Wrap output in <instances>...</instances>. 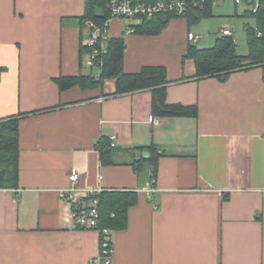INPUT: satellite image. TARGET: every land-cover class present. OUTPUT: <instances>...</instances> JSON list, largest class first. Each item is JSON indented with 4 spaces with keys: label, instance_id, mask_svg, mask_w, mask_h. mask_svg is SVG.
I'll use <instances>...</instances> for the list:
<instances>
[{
    "label": "crops",
    "instance_id": "obj_1",
    "mask_svg": "<svg viewBox=\"0 0 264 264\" xmlns=\"http://www.w3.org/2000/svg\"><path fill=\"white\" fill-rule=\"evenodd\" d=\"M243 4L245 34L264 41ZM84 12L85 0H0V119L18 116L17 186L0 188V264H91L99 254V233L76 227L58 194L71 172L81 189L137 192L126 226L111 230L109 264H264V63L198 78L183 59L200 39L186 17L156 35L127 33L114 18L124 71L165 67L166 101L195 105L196 116L153 115L150 88L114 94V78L60 91L55 78L100 70L81 49ZM245 44L241 55L246 35ZM149 144L159 155L153 191L151 168H133Z\"/></svg>",
    "mask_w": 264,
    "mask_h": 264
},
{
    "label": "trees",
    "instance_id": "obj_2",
    "mask_svg": "<svg viewBox=\"0 0 264 264\" xmlns=\"http://www.w3.org/2000/svg\"><path fill=\"white\" fill-rule=\"evenodd\" d=\"M251 13L256 17L258 29L264 28V9ZM211 16L210 6L199 9L193 7L186 15L187 21L195 22L203 17ZM108 17L105 0H85V12L80 17L81 27H87L88 21L101 25ZM171 15L160 14L149 19H143L135 24L134 34L156 35L166 26ZM248 51L241 55L236 50L233 36H217L210 47L187 46L183 59H192L195 65V76L198 78L216 76L224 80L234 70L247 68L264 63L263 36H258L254 28L246 30ZM125 43L122 36L109 37L107 51L98 56L96 63L99 67L98 75L93 73L74 76H60L54 79L60 91L73 86L81 89L100 88L106 78L115 79L114 94L125 93L138 89L152 90L151 109L157 116H196L195 105L168 103L166 101V69L163 66H142L137 72L127 73L123 69V54ZM81 49L90 52L91 49L81 46ZM101 62V65H100ZM100 141V140H99ZM98 148L102 157L108 152L109 142L101 141ZM140 158L133 162L137 173L144 167L151 168L150 180H154L156 162L158 159L157 147L153 144L138 147ZM146 153V154H145ZM18 179V116L12 115L0 119V188H14ZM154 183V181H153ZM152 183V184H153ZM99 198L100 230H118L126 226L128 209L137 202V192L125 189H104ZM102 234L99 233V250L101 251ZM112 248V245H111ZM103 255V253H102ZM111 256V254H110Z\"/></svg>",
    "mask_w": 264,
    "mask_h": 264
},
{
    "label": "built area",
    "instance_id": "obj_3",
    "mask_svg": "<svg viewBox=\"0 0 264 264\" xmlns=\"http://www.w3.org/2000/svg\"><path fill=\"white\" fill-rule=\"evenodd\" d=\"M233 1L236 4L247 3L253 13L257 12L258 9H264V0ZM105 2L108 17L104 19L101 25L88 21V36L81 41L82 46L91 49L87 60L89 67L97 66L96 60L98 56L107 51L108 27L112 19L125 20V32L133 33V26L143 19H149L160 14L171 15L172 17H186L193 7L197 6L199 9H203L207 5H214L217 0H105ZM220 34L233 36L229 25L222 27ZM257 35L261 36L262 32L257 31ZM187 37L193 41L198 39V36L193 33H188ZM156 122H158V119H155ZM114 138V136H110L109 148L115 146ZM79 177L80 175L77 172H71L68 175L69 186L59 189L58 194L63 202L69 206L71 217L76 227L93 229L102 234L101 251L99 250V254L91 259V264H109L110 254L112 253L111 231L98 228L100 218L98 194L104 188H78L76 182ZM152 183V179L147 183V191L154 190Z\"/></svg>",
    "mask_w": 264,
    "mask_h": 264
},
{
    "label": "rangeland",
    "instance_id": "obj_4",
    "mask_svg": "<svg viewBox=\"0 0 264 264\" xmlns=\"http://www.w3.org/2000/svg\"><path fill=\"white\" fill-rule=\"evenodd\" d=\"M244 9L245 5L243 3L235 5L233 0H218L217 4L212 8V16L203 17L191 23V30L200 36L198 42H192L191 44L200 48L212 46L216 37L220 35V27L225 22H228L236 27L237 30L236 36L234 37L236 40L237 51L241 54L244 53L246 50V34L243 29L244 19L240 17V14ZM86 70L87 69H85V71ZM96 72L97 71L95 70L94 73Z\"/></svg>",
    "mask_w": 264,
    "mask_h": 264
},
{
    "label": "water",
    "instance_id": "obj_5",
    "mask_svg": "<svg viewBox=\"0 0 264 264\" xmlns=\"http://www.w3.org/2000/svg\"><path fill=\"white\" fill-rule=\"evenodd\" d=\"M146 154V153H145Z\"/></svg>",
    "mask_w": 264,
    "mask_h": 264
}]
</instances>
